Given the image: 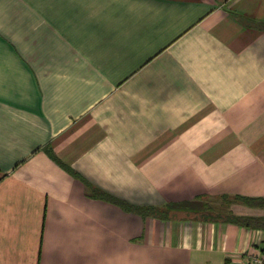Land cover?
Here are the masks:
<instances>
[{
	"label": "crops",
	"instance_id": "obj_1",
	"mask_svg": "<svg viewBox=\"0 0 264 264\" xmlns=\"http://www.w3.org/2000/svg\"><path fill=\"white\" fill-rule=\"evenodd\" d=\"M225 197H264V0H0V264H260Z\"/></svg>",
	"mask_w": 264,
	"mask_h": 264
},
{
	"label": "trees",
	"instance_id": "obj_2",
	"mask_svg": "<svg viewBox=\"0 0 264 264\" xmlns=\"http://www.w3.org/2000/svg\"><path fill=\"white\" fill-rule=\"evenodd\" d=\"M105 195V194H103ZM241 198V197H238ZM250 205H261L264 206V197H243L241 198ZM128 210H134L139 214H147L154 212L150 208L140 207L138 205H132L125 202H120ZM231 219L235 222H239L245 225L263 226L264 227V216H245V215H233Z\"/></svg>",
	"mask_w": 264,
	"mask_h": 264
},
{
	"label": "rangeland",
	"instance_id": "obj_3",
	"mask_svg": "<svg viewBox=\"0 0 264 264\" xmlns=\"http://www.w3.org/2000/svg\"><path fill=\"white\" fill-rule=\"evenodd\" d=\"M226 198V200H224L226 203H224L223 205H227V206H230L231 205V203L233 202V201H241V200H243V199H240V198H238V197H225ZM216 203H218V201H216ZM228 207H226V212H228ZM226 216H228V214H226ZM228 217H231V216H228Z\"/></svg>",
	"mask_w": 264,
	"mask_h": 264
},
{
	"label": "built area",
	"instance_id": "obj_4",
	"mask_svg": "<svg viewBox=\"0 0 264 264\" xmlns=\"http://www.w3.org/2000/svg\"><path fill=\"white\" fill-rule=\"evenodd\" d=\"M254 263H264V257L262 255H256L252 257Z\"/></svg>",
	"mask_w": 264,
	"mask_h": 264
}]
</instances>
